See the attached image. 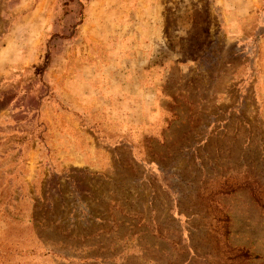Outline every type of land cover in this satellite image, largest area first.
<instances>
[{
  "label": "rangeland",
  "instance_id": "1",
  "mask_svg": "<svg viewBox=\"0 0 264 264\" xmlns=\"http://www.w3.org/2000/svg\"><path fill=\"white\" fill-rule=\"evenodd\" d=\"M0 264H264V0H0Z\"/></svg>",
  "mask_w": 264,
  "mask_h": 264
}]
</instances>
